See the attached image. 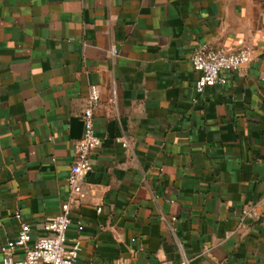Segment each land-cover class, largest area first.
Segmentation results:
<instances>
[{
  "label": "crops",
  "instance_id": "crops-1",
  "mask_svg": "<svg viewBox=\"0 0 264 264\" xmlns=\"http://www.w3.org/2000/svg\"><path fill=\"white\" fill-rule=\"evenodd\" d=\"M205 43L252 54L198 94ZM91 86L76 264H264V0H0V248L68 198Z\"/></svg>",
  "mask_w": 264,
  "mask_h": 264
},
{
  "label": "built area",
  "instance_id": "built-area-1",
  "mask_svg": "<svg viewBox=\"0 0 264 264\" xmlns=\"http://www.w3.org/2000/svg\"><path fill=\"white\" fill-rule=\"evenodd\" d=\"M117 53V49H112ZM251 50L241 48L236 52H224L212 48L209 44L199 45L191 56V64L199 77L195 84L198 94L203 93L210 84H224V73L238 71L251 59ZM100 103L97 86H91L81 112L83 135L74 145L73 161L68 177V198L62 202L59 214L43 227L44 233L33 238V229L27 222L21 224L16 236L1 245L3 264H76L79 258L81 241L79 238L68 242L67 231L72 223L74 207L79 203L83 183L92 170L91 154L102 145V139L96 133L95 112ZM100 210V209H99ZM82 221H78L79 231L83 230ZM23 250L22 259L15 258L17 250ZM116 264H127L123 261ZM162 264H175L165 262ZM178 264H194L186 260Z\"/></svg>",
  "mask_w": 264,
  "mask_h": 264
}]
</instances>
